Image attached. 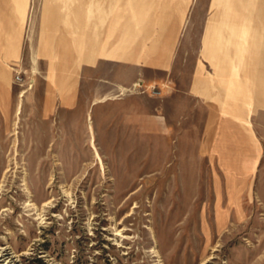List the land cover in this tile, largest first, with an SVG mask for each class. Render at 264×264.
I'll return each mask as SVG.
<instances>
[{
  "label": "rangeland",
  "instance_id": "obj_1",
  "mask_svg": "<svg viewBox=\"0 0 264 264\" xmlns=\"http://www.w3.org/2000/svg\"><path fill=\"white\" fill-rule=\"evenodd\" d=\"M45 69L14 72L22 105L0 118V264H264V94L194 103L167 76L111 95L145 96L132 120L117 104L62 110L79 72Z\"/></svg>",
  "mask_w": 264,
  "mask_h": 264
},
{
  "label": "crops",
  "instance_id": "obj_2",
  "mask_svg": "<svg viewBox=\"0 0 264 264\" xmlns=\"http://www.w3.org/2000/svg\"><path fill=\"white\" fill-rule=\"evenodd\" d=\"M27 64L79 72L76 97L59 85L62 110L110 103L132 120L145 116V96L111 95L167 76L194 103L213 102L211 88H223L221 98L243 86L263 96L264 0H0V118L20 111L14 72ZM52 97L46 90L45 116Z\"/></svg>",
  "mask_w": 264,
  "mask_h": 264
},
{
  "label": "built area",
  "instance_id": "obj_3",
  "mask_svg": "<svg viewBox=\"0 0 264 264\" xmlns=\"http://www.w3.org/2000/svg\"><path fill=\"white\" fill-rule=\"evenodd\" d=\"M16 81H17L18 84H22L24 80H23V78L20 77V75H18L16 77Z\"/></svg>",
  "mask_w": 264,
  "mask_h": 264
}]
</instances>
